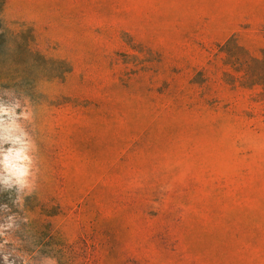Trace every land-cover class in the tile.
Returning a JSON list of instances; mask_svg holds the SVG:
<instances>
[{"label": "rangeland", "instance_id": "obj_1", "mask_svg": "<svg viewBox=\"0 0 264 264\" xmlns=\"http://www.w3.org/2000/svg\"><path fill=\"white\" fill-rule=\"evenodd\" d=\"M0 102L39 168L10 260L264 264V0L0 1Z\"/></svg>", "mask_w": 264, "mask_h": 264}, {"label": "clouds", "instance_id": "obj_2", "mask_svg": "<svg viewBox=\"0 0 264 264\" xmlns=\"http://www.w3.org/2000/svg\"><path fill=\"white\" fill-rule=\"evenodd\" d=\"M15 106H8L0 102V183L5 189H11L15 186L17 197L13 203H18L20 209L23 210V197L19 195L24 189V196H31L33 192L32 184L35 182V175L39 172L37 159L34 155L36 150L35 140L31 138L29 133L25 131L17 120L27 119V114L22 111L19 115L16 113ZM8 144L5 148L3 145ZM5 191L0 190V197L4 196ZM11 195L8 200H11ZM0 209L11 212L7 201H0ZM15 214L7 217V223H0V249L4 245L12 242V237L7 235V230L13 227ZM2 219V217H0ZM27 223V219H25ZM8 254L0 253V264H16V259H21L24 264V257L27 253L16 252L14 259H9Z\"/></svg>", "mask_w": 264, "mask_h": 264}, {"label": "trees", "instance_id": "obj_3", "mask_svg": "<svg viewBox=\"0 0 264 264\" xmlns=\"http://www.w3.org/2000/svg\"><path fill=\"white\" fill-rule=\"evenodd\" d=\"M1 1V3L3 2V0H0Z\"/></svg>", "mask_w": 264, "mask_h": 264}]
</instances>
